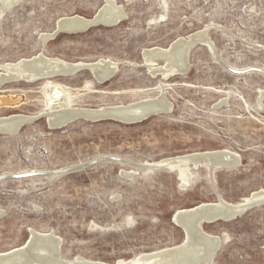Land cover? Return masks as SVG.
Segmentation results:
<instances>
[{
	"label": "rangeland",
	"instance_id": "rangeland-1",
	"mask_svg": "<svg viewBox=\"0 0 264 264\" xmlns=\"http://www.w3.org/2000/svg\"><path fill=\"white\" fill-rule=\"evenodd\" d=\"M115 2L127 16L118 24L60 32L46 43L41 34L54 31L60 18H91L106 0H23L0 16V64L38 52L67 62L118 63L102 82L85 69L0 88V117L40 116L18 133H0V177L37 173L0 182V253L22 247L37 230L60 239L65 260L129 261L183 242L177 210L218 197L236 203L264 189V0ZM202 30L213 48L197 44L187 74L164 78L146 68L144 49L166 48ZM160 94L172 110L136 123L81 118L54 128L41 114L128 105ZM224 148L240 154V166L191 168L185 187L177 170L137 166ZM103 156L124 162L44 174ZM205 224L223 240L210 264H264V205Z\"/></svg>",
	"mask_w": 264,
	"mask_h": 264
},
{
	"label": "bare ground",
	"instance_id": "bare-ground-1",
	"mask_svg": "<svg viewBox=\"0 0 264 264\" xmlns=\"http://www.w3.org/2000/svg\"><path fill=\"white\" fill-rule=\"evenodd\" d=\"M19 1L20 0H0V16H4L8 11L12 10L14 8L13 6ZM98 12H102L107 17H116V16L127 17L123 7L118 5L115 2V0H106V3L103 5V7L98 9V11L94 14V16L97 15ZM93 17L86 18L80 15L62 17L57 21L56 28L54 29V31L50 33L46 32L44 34H41L40 39H42L43 42L46 43L49 39L54 38L61 31L68 32V31H74L75 29H85L86 27H88L89 20L92 19ZM197 40L202 41L203 43H207L208 46L213 48L212 43L208 39L207 32L205 30L204 31L202 30L193 33L187 37L178 38L173 43H171L169 47L166 48L162 46L161 47L154 46L152 48L144 49L143 58L145 61V65L147 66L146 68H148L151 74L153 75L160 74L164 78H169L170 76L173 75L187 74L189 71L188 54H190L191 52L189 49L190 48L189 45L191 44V42ZM42 59H44L47 62L46 65H44V63L39 61ZM159 61H164V62L160 64ZM31 64L35 65V67L32 68ZM117 65H118L117 62L112 61L108 58L98 59L97 61L94 62L92 61L67 62V60L61 58L49 57L46 56L43 52H38L36 55L31 56L29 58H22L16 62H8V63L0 64V88L3 86V84L14 80L35 81L37 78L44 79L58 75L71 76L80 72L79 70L82 71V68L84 67L90 68L91 73L95 75L96 78L104 79V77H108L110 74L112 73L115 74L117 72ZM248 71L250 70L248 69ZM162 93L164 92L162 91ZM146 101L156 102L157 104L160 105V109L168 110L167 112L171 111L173 107L172 103L169 100H166L163 95L161 96L158 95V98L156 99H152V97L151 99L146 98L142 101L140 100L128 105L120 104L114 107L112 105V107L105 106L97 109L66 106L59 109H51L44 112L42 111L41 114L47 117L48 123L53 127L57 125L58 127H62L71 123V122L68 123L67 121H69L70 119H72L73 117L79 114L80 115L83 114L85 117L89 118L93 110L95 111L98 110V112H105L108 110V108H116V109L123 108L121 110H125V109L127 110L129 106L132 107L135 106L134 104H138L140 102H146ZM28 117L34 118L36 116L11 114L10 116L0 117V125L14 124L18 120ZM10 131L12 130L8 127L5 128L4 132H10ZM219 152L226 153V155L229 154L233 155L236 157L234 158V160L237 161H239L238 160L239 157L241 158L240 154H238L237 152L224 148L223 150H212L205 152L200 151V152L185 154L176 157L174 156L171 158L167 157L160 161L158 160L156 162L154 161L153 162L154 163L161 162L163 164H169L172 171L177 170L178 175L180 177L179 182L182 183L183 187H185L190 182L189 172L191 168L198 169V167L206 166L208 169L213 170L217 167H220L218 163L212 161L210 158L211 156L218 154ZM145 163H147V161ZM229 167H236V166H229ZM0 178H3V175ZM260 198L261 199L264 198V189H260L255 192H252L251 194H249V196L244 197L243 199L239 200L236 203L233 202L231 203L226 201L222 197L220 198L218 197V200L216 202H205L193 208L177 210V212L174 215L175 218L174 220H176V223L180 226V228L184 230L185 236L183 242H181L178 245L161 248L160 250H156L153 252H147L142 254L140 253L139 256L137 255V257L135 256V258H132L129 261L119 260L113 264H166L168 262H188V264H197V263L210 264L213 262L215 254L219 249V247L221 246L223 240L221 236L218 237L216 236V234L213 235L212 233L207 232L204 229L205 227L204 224L215 222L212 221L214 218L223 215L227 211L236 209L237 206H239L245 201L249 202ZM182 215H186L187 217L183 219ZM30 233L31 236L22 247L18 249H14L12 251L7 250L8 252L5 251L4 253L2 252L0 253V260H2L0 264H12L14 262H28L29 260L34 259V257L36 256L35 255L36 252L34 253L30 250L22 251V248H24L30 241L33 242L32 240L37 236H47L51 232L43 233V232H38L37 230L35 231L32 230L30 231ZM54 237L58 238L57 236H55V234ZM39 245L48 247L49 249L53 248L54 250L55 242L47 237H43L42 239H38L35 246H39ZM78 258L85 259L83 257H78ZM38 263L36 262L34 264H38ZM106 264H110V263H106Z\"/></svg>",
	"mask_w": 264,
	"mask_h": 264
},
{
	"label": "water",
	"instance_id": "water-1",
	"mask_svg": "<svg viewBox=\"0 0 264 264\" xmlns=\"http://www.w3.org/2000/svg\"><path fill=\"white\" fill-rule=\"evenodd\" d=\"M22 1L23 0H20L13 7L17 6ZM124 18H125V16L107 17L102 12H98L97 15H95L92 19L89 20L88 27H86L85 29H75L74 31H68V32H81V31H85L91 27L100 26V25H102V26H113V25L118 24ZM61 32H63V31H61ZM199 43H202V41L197 40V41L191 42V44L189 45L190 51ZM189 56H190V54H188V62H189ZM39 61L44 63V65H46V63H47L44 59L39 60ZM188 65H189V63H188ZM31 67L34 68L35 65L31 64ZM85 69H88L91 71V69L88 67L82 68V70H85ZM79 71H81V70H79ZM113 75H114V73L110 74L108 77H104V79H99V78H96V79L98 81L102 82V81H105V80L111 78ZM37 79H40V78H37ZM134 105L135 106H132V107L129 106V108H127V110L126 109L121 110L123 108H121V109L108 108V110L105 112H98V110L97 111L93 110V112H91V116L89 118L85 117L83 114H81V115L79 114L67 122L69 123V122H73L74 120L83 118V119H88V120H92V121H99V120H103V119H113V120H117V121L125 122V123H136V122H140V121L147 119L151 115H155L158 113H163V112L168 111L165 109H160V105L157 104L156 102H147L146 101V102H140V103L134 104ZM122 112H124V113H122ZM38 117H40V116H36L34 118H30V117L24 118V119L18 120L14 124H10V125L1 124L0 125V133L15 134L21 129V127L23 125L36 120ZM50 126L53 127L52 125H50ZM8 127L12 131L4 132L5 128H8ZM56 127H58V125L55 126L54 128H56ZM210 158L212 161L218 163L219 166L222 168H226L229 166H239L241 164V158L240 157H239V159L237 158L239 160V161H237V160H234V158H236L235 156L230 155V154L226 155V153H220L219 152L218 154H215V155L211 156ZM110 160L111 161L124 162V160L117 158V157H114V156H103L100 158H96L92 161H89L85 164H81L78 166H72V167L65 168V169H62V170H59L56 172H50V173H44V174H49L52 176H59V175H62V174L68 173V172L81 170L83 168H86V167L93 165V164H96L98 162L110 161ZM137 166L139 168H143V169H146L149 171L163 170V169L171 170V167L169 166V164H163L161 162L138 164ZM34 175H37V173L36 172H29V173L16 174L14 176H3V178H0V182L7 179V178H25V177L34 176ZM261 205H264V198L252 200L249 202L245 201L242 204H240L239 206H237L236 209H233L231 211H227L223 215L214 218L212 221L233 220V219H236V218L242 216L248 210L255 208V207H258V206H261ZM182 216H183V219H185L187 217L186 215H182ZM175 222H176V220H175ZM43 237H47V238H49L55 242L54 250H53V248L49 249L48 247H44L41 245L35 246L38 239H42ZM56 239H58V240H56ZM32 241L33 242L30 241L24 248H22V251L30 250L34 253L36 252V254H35L36 256L34 257V259L29 260L28 262H14L12 264H34L36 262L37 263L39 262L38 264H106L103 262L89 261V260H85L82 258H76L75 260L62 259L61 254H60L61 241L59 238H55L54 234H52V233L48 234L47 236H37ZM1 261L2 260H0V262ZM166 264H188V262H168Z\"/></svg>",
	"mask_w": 264,
	"mask_h": 264
}]
</instances>
